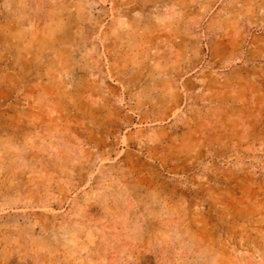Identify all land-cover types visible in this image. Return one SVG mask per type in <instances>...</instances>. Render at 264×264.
I'll return each instance as SVG.
<instances>
[{
  "label": "rangeland",
  "instance_id": "obj_1",
  "mask_svg": "<svg viewBox=\"0 0 264 264\" xmlns=\"http://www.w3.org/2000/svg\"><path fill=\"white\" fill-rule=\"evenodd\" d=\"M0 264H264V0H0Z\"/></svg>",
  "mask_w": 264,
  "mask_h": 264
}]
</instances>
